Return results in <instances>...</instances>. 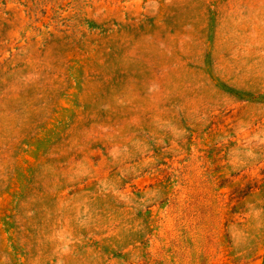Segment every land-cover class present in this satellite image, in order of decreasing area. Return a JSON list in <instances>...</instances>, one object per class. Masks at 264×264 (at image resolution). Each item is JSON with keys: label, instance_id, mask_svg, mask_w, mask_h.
Here are the masks:
<instances>
[{"label": "rangeland", "instance_id": "1", "mask_svg": "<svg viewBox=\"0 0 264 264\" xmlns=\"http://www.w3.org/2000/svg\"><path fill=\"white\" fill-rule=\"evenodd\" d=\"M0 264H264V0H0Z\"/></svg>", "mask_w": 264, "mask_h": 264}]
</instances>
